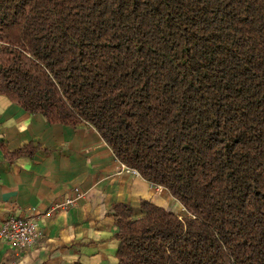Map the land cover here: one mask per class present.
<instances>
[{
    "label": "trees",
    "instance_id": "16d2710c",
    "mask_svg": "<svg viewBox=\"0 0 264 264\" xmlns=\"http://www.w3.org/2000/svg\"><path fill=\"white\" fill-rule=\"evenodd\" d=\"M0 94L183 204H115L119 264H264V0H0Z\"/></svg>",
    "mask_w": 264,
    "mask_h": 264
},
{
    "label": "crops",
    "instance_id": "0c3cea01",
    "mask_svg": "<svg viewBox=\"0 0 264 264\" xmlns=\"http://www.w3.org/2000/svg\"><path fill=\"white\" fill-rule=\"evenodd\" d=\"M0 140L11 152L30 145L13 160L0 150V225L35 208L44 233L23 251L0 239V264H119L115 204L138 209L141 200H150L181 214L183 204L167 188L121 166L93 126L49 122L0 94ZM76 188L83 198L53 210Z\"/></svg>",
    "mask_w": 264,
    "mask_h": 264
},
{
    "label": "built area",
    "instance_id": "2783aa9c",
    "mask_svg": "<svg viewBox=\"0 0 264 264\" xmlns=\"http://www.w3.org/2000/svg\"><path fill=\"white\" fill-rule=\"evenodd\" d=\"M121 166L133 175L140 176L137 169L131 168L123 162H121ZM84 195L85 193L81 189L76 188L71 197L56 203L53 210L65 209L78 202ZM38 216L35 208L28 216H10L0 225V239L6 240L18 251L34 247L44 237L43 230L37 220Z\"/></svg>",
    "mask_w": 264,
    "mask_h": 264
},
{
    "label": "rangeland",
    "instance_id": "374dc122",
    "mask_svg": "<svg viewBox=\"0 0 264 264\" xmlns=\"http://www.w3.org/2000/svg\"><path fill=\"white\" fill-rule=\"evenodd\" d=\"M173 202H174V201H173ZM175 202H176V201H175ZM180 206H181V205L179 204V207H180ZM180 210H181V211H180L181 214H184V213L186 212L185 207H184L183 205L181 206Z\"/></svg>",
    "mask_w": 264,
    "mask_h": 264
}]
</instances>
